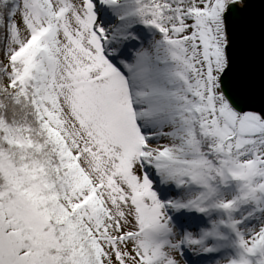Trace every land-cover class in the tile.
Returning a JSON list of instances; mask_svg holds the SVG:
<instances>
[{"label": "snow or ice", "instance_id": "snow-or-ice-1", "mask_svg": "<svg viewBox=\"0 0 264 264\" xmlns=\"http://www.w3.org/2000/svg\"><path fill=\"white\" fill-rule=\"evenodd\" d=\"M252 3L0 0V264H264Z\"/></svg>", "mask_w": 264, "mask_h": 264}, {"label": "water", "instance_id": "water-1", "mask_svg": "<svg viewBox=\"0 0 264 264\" xmlns=\"http://www.w3.org/2000/svg\"><path fill=\"white\" fill-rule=\"evenodd\" d=\"M238 57L240 52L237 53ZM245 71L252 82L254 102H261V81L264 77V2L253 0L248 12L247 32L243 46Z\"/></svg>", "mask_w": 264, "mask_h": 264}, {"label": "rangeland", "instance_id": "rangeland-1", "mask_svg": "<svg viewBox=\"0 0 264 264\" xmlns=\"http://www.w3.org/2000/svg\"><path fill=\"white\" fill-rule=\"evenodd\" d=\"M161 143H165L166 141H160ZM220 258L214 256L213 254L202 256L192 254L190 251L185 256L182 264H214L215 260H219Z\"/></svg>", "mask_w": 264, "mask_h": 264}, {"label": "trees", "instance_id": "trees-1", "mask_svg": "<svg viewBox=\"0 0 264 264\" xmlns=\"http://www.w3.org/2000/svg\"><path fill=\"white\" fill-rule=\"evenodd\" d=\"M206 255H210V254H203L202 256H206Z\"/></svg>", "mask_w": 264, "mask_h": 264}]
</instances>
